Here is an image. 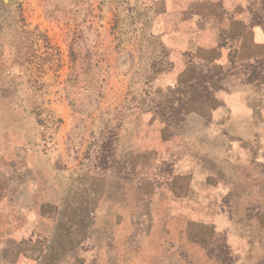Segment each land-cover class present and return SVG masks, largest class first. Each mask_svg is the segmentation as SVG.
<instances>
[{"label":"rangeland","instance_id":"374dc122","mask_svg":"<svg viewBox=\"0 0 264 264\" xmlns=\"http://www.w3.org/2000/svg\"><path fill=\"white\" fill-rule=\"evenodd\" d=\"M241 1L264 38V0ZM148 24L142 0H0V168L8 169H0V187L17 209L44 210L51 208L44 200L57 201L64 228L79 216L76 241L48 230L0 234L29 264L70 261L77 253L81 259L104 238L88 230L87 217L93 212L101 224L117 207L149 229L145 240L130 235L150 243L137 248L151 264H264L260 195L235 204L254 214L250 250L232 245L229 229L212 220L161 223L156 197L182 195L173 164L185 134L202 124L197 115L213 107L198 105L211 101L208 75L175 86L161 76L172 65L150 40ZM229 61L264 87V45L241 43ZM174 208L195 215L193 204L177 201ZM222 210L231 213L230 202Z\"/></svg>","mask_w":264,"mask_h":264},{"label":"crops","instance_id":"0c3cea01","mask_svg":"<svg viewBox=\"0 0 264 264\" xmlns=\"http://www.w3.org/2000/svg\"><path fill=\"white\" fill-rule=\"evenodd\" d=\"M142 1L149 12L148 36L153 43L160 44L164 57L172 65L161 76L175 86L206 74L210 80L205 85L212 93L211 101L204 98L198 105L213 108L197 115L202 124L198 130L185 134L179 159L173 164L172 178L181 181L182 195L175 197L167 192L156 197L163 204L161 223L172 221L175 216L187 218L186 222L212 220L229 229L232 245L250 250L247 245L255 233L254 214L247 204L237 208L235 204L247 203L255 195L264 197V87L247 82L236 65L225 64L241 43H249L252 48L263 46L261 30L250 23L241 0ZM0 169L8 171L4 167ZM8 193L7 187H0V218L6 219L0 225V234H16L20 229L23 232L48 230L49 233H70L77 240L79 216L71 215L70 226L64 228L62 221L67 215L59 206L53 208L57 201L44 200L46 205L50 203L49 209H17L9 205ZM177 201L193 204L195 215L193 211L189 214L175 210ZM223 201L230 202L231 213L222 210ZM127 214L122 207H117L106 212L103 223L97 224L93 212L90 213L88 230L92 228L93 233L104 238H97L101 242L90 245L81 259L77 253L70 261L60 259L56 264H151L145 249L137 248L150 243L138 242L139 238L130 235L137 232L145 240V234L150 231H144L143 222L136 220L135 213L130 218ZM14 219L23 220L16 225ZM161 239V244H168V229ZM5 242L8 241L0 238V264L31 262L23 255L18 256L16 250H22L18 245Z\"/></svg>","mask_w":264,"mask_h":264}]
</instances>
